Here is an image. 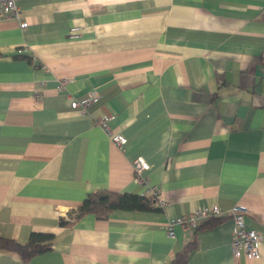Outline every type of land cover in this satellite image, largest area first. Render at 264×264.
<instances>
[{
  "label": "crops",
  "instance_id": "obj_1",
  "mask_svg": "<svg viewBox=\"0 0 264 264\" xmlns=\"http://www.w3.org/2000/svg\"><path fill=\"white\" fill-rule=\"evenodd\" d=\"M15 3L0 20V238L53 234L28 264H170L194 237L184 264H264V0ZM138 155L164 206L60 223L89 191L143 194ZM236 203L262 232L257 258L232 252ZM213 205L206 225L167 235ZM22 262L0 247V264Z\"/></svg>",
  "mask_w": 264,
  "mask_h": 264
},
{
  "label": "built area",
  "instance_id": "obj_2",
  "mask_svg": "<svg viewBox=\"0 0 264 264\" xmlns=\"http://www.w3.org/2000/svg\"><path fill=\"white\" fill-rule=\"evenodd\" d=\"M20 16V10L17 7L15 0H0V20L8 18H18ZM27 23L25 21L20 22L21 27H25ZM74 29V28H72ZM95 95L90 96L94 97ZM88 100L83 103L87 104ZM72 106H76L78 102L72 101ZM108 117L101 116L98 118L100 125L110 133L111 140L122 146L126 142V137L120 132H111L109 127ZM149 168L148 161L143 156H136L132 160V169L136 180L144 184L143 194L153 198V203L159 206H164L166 200L160 193L159 189L155 185L148 183L147 178L143 175V172ZM231 216L233 218V227L231 230L230 245L234 256L238 257L244 254L248 258H257L259 256V247L262 244V232L247 227L245 223V214L248 212L247 207L244 204L236 203L231 208ZM222 213L219 206H198L187 214L172 217L168 220L166 225V233L168 236H174V227L179 226L186 230L196 226L197 222L208 216H218ZM24 264V262L20 263Z\"/></svg>",
  "mask_w": 264,
  "mask_h": 264
},
{
  "label": "trees",
  "instance_id": "obj_3",
  "mask_svg": "<svg viewBox=\"0 0 264 264\" xmlns=\"http://www.w3.org/2000/svg\"><path fill=\"white\" fill-rule=\"evenodd\" d=\"M157 207L158 206L153 203V198L145 194L111 191L106 188L97 189L87 192L81 203L68 213L71 219L60 217V223L71 225L74 221L88 213L93 214L98 219H104L115 209L148 210ZM216 217L217 216H208L199 220L193 229L196 230L206 225L202 223L203 220L208 222V220ZM52 241L53 234L51 233L31 232L28 239L24 242L10 238H0V247L16 251L24 264H28L34 256L50 249ZM195 248L196 239L194 237L186 241L182 248L174 254L170 264H184Z\"/></svg>",
  "mask_w": 264,
  "mask_h": 264
}]
</instances>
